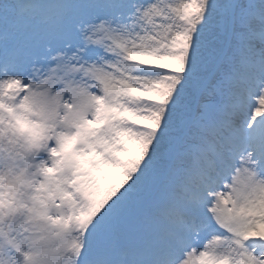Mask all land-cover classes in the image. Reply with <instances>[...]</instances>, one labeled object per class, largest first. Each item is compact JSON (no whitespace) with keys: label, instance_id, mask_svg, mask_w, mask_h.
<instances>
[{"label":"snow or ice","instance_id":"snow-or-ice-1","mask_svg":"<svg viewBox=\"0 0 264 264\" xmlns=\"http://www.w3.org/2000/svg\"><path fill=\"white\" fill-rule=\"evenodd\" d=\"M0 264H264V0H0Z\"/></svg>","mask_w":264,"mask_h":264}]
</instances>
